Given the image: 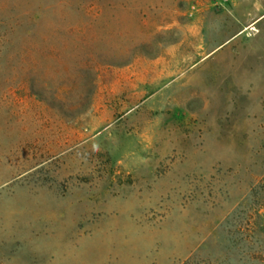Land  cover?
I'll use <instances>...</instances> for the list:
<instances>
[{"label": "rangeland", "instance_id": "rangeland-1", "mask_svg": "<svg viewBox=\"0 0 264 264\" xmlns=\"http://www.w3.org/2000/svg\"><path fill=\"white\" fill-rule=\"evenodd\" d=\"M0 264H264V0H0Z\"/></svg>", "mask_w": 264, "mask_h": 264}]
</instances>
